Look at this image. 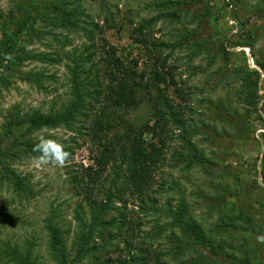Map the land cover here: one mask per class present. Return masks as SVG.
<instances>
[{
  "label": "rangeland",
  "instance_id": "1",
  "mask_svg": "<svg viewBox=\"0 0 264 264\" xmlns=\"http://www.w3.org/2000/svg\"><path fill=\"white\" fill-rule=\"evenodd\" d=\"M2 22L17 50L0 69V264H61L62 253L75 264H264V0H0V41ZM112 46L145 81L164 74L162 91L131 108L106 105ZM78 92L68 124L14 128L63 114ZM130 126L148 150L162 147L148 195L125 192L118 154L100 181L87 176ZM41 137L65 144L70 163L38 167L24 142ZM179 207L180 223L169 215ZM189 228L206 244L192 243Z\"/></svg>",
  "mask_w": 264,
  "mask_h": 264
},
{
  "label": "trees",
  "instance_id": "2",
  "mask_svg": "<svg viewBox=\"0 0 264 264\" xmlns=\"http://www.w3.org/2000/svg\"><path fill=\"white\" fill-rule=\"evenodd\" d=\"M59 12L60 14L64 15V18L61 20L62 23L65 25L74 24L73 21L66 19L67 16H71L70 13H67L65 9H61ZM44 14L45 12H42L41 16H44ZM3 24L4 22H2L1 28L5 32V38L4 40L0 41V69L12 60V55L15 53V50H17V40L15 36L13 34H8L7 23L6 25ZM110 48L111 52H107L105 66L101 69L104 74L105 82L104 84H100L101 87L103 86V89L99 91V95H104V103L109 107L131 108L136 106L142 102L145 96H147V92H151V88L159 89L160 83L166 82V77L158 70L154 71L152 76L145 81V73H139L135 69V66L138 65V61H134V66H128L121 57L117 56L116 48L114 46ZM159 90L162 91L161 89ZM162 96L165 95L163 94ZM150 99L152 98L150 97ZM81 101L82 97L80 92H78L76 100L63 114H34L27 117L26 119L18 121L14 125V128L19 130L23 123L26 124L25 127L27 130H35L43 127H56L59 124H68L78 112L81 106ZM96 122L101 126L105 125L100 120H97ZM181 125L182 123L180 121V126ZM108 128L110 129V127ZM152 128L157 130L161 127L157 126L156 122ZM160 132L161 134L164 132V127H162ZM119 137L120 140L124 141L120 147V150H118L117 144L114 142V140L110 141L111 143L109 146H111V148L107 146L95 157L94 161L97 168L95 169L93 166L88 167V179H92L94 183L98 180L100 181L108 166V163L118 154V156L128 164L125 174L123 175L124 187L125 185L127 186L125 192L129 191L131 195L135 196L148 195L150 191L151 180L154 178L156 168H158L160 154L159 156L157 154L161 152L160 151L157 153L156 151L161 150L160 148L162 147L158 149L156 143L151 142V149L148 150L149 146L145 144L146 141L143 138V133L139 132L134 126H130L129 129H127V132L124 135H119ZM159 141L160 144L163 145L161 139H159ZM24 143L26 150L33 152L34 154H39V152H35L33 150L36 143H32L30 141H25ZM190 160L200 163H204L206 161L204 157H200L197 153H192V155H190ZM161 186H163V184H161ZM120 188L123 187L120 185ZM109 193L111 195L113 194L112 191ZM110 198L111 196H109L108 199L110 200ZM101 211L103 212V208ZM185 212L186 211H184V209L180 210L179 207L177 210L175 209L170 211L169 215L180 223V217L183 216ZM99 215V213H96L94 217L96 224L98 222ZM184 225L188 226V223L184 221ZM48 229L51 234L53 247L56 250L61 249L63 239L60 229L54 225L51 220L48 223ZM189 230L194 232L192 243L199 242L206 244L205 237L202 234L196 232L195 228H189ZM86 242L87 236L83 237L79 243L76 256L79 259L83 257L86 251ZM213 250L215 254L219 253L216 252L215 249ZM56 253L59 255V251H56ZM18 258L23 259L25 264H34L27 256H18ZM59 258L61 264H75L74 260L67 263L63 253L59 255Z\"/></svg>",
  "mask_w": 264,
  "mask_h": 264
},
{
  "label": "clouds",
  "instance_id": "3",
  "mask_svg": "<svg viewBox=\"0 0 264 264\" xmlns=\"http://www.w3.org/2000/svg\"><path fill=\"white\" fill-rule=\"evenodd\" d=\"M33 150L40 153L36 158L38 167L46 165L64 167L70 163L71 153L66 151L65 144L57 140L41 137ZM257 242L264 243V235L258 236Z\"/></svg>",
  "mask_w": 264,
  "mask_h": 264
}]
</instances>
